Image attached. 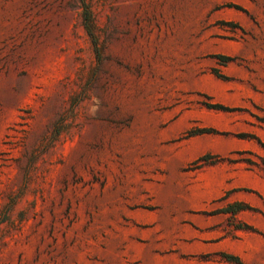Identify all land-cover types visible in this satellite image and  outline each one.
Instances as JSON below:
<instances>
[{
    "label": "rangeland",
    "instance_id": "374dc122",
    "mask_svg": "<svg viewBox=\"0 0 264 264\" xmlns=\"http://www.w3.org/2000/svg\"><path fill=\"white\" fill-rule=\"evenodd\" d=\"M0 264H264V0H0Z\"/></svg>",
    "mask_w": 264,
    "mask_h": 264
},
{
    "label": "clouds",
    "instance_id": "9594fccd",
    "mask_svg": "<svg viewBox=\"0 0 264 264\" xmlns=\"http://www.w3.org/2000/svg\"><path fill=\"white\" fill-rule=\"evenodd\" d=\"M87 109V114L91 117H96L97 113L102 109V101L98 96L93 94L88 100L82 102Z\"/></svg>",
    "mask_w": 264,
    "mask_h": 264
}]
</instances>
